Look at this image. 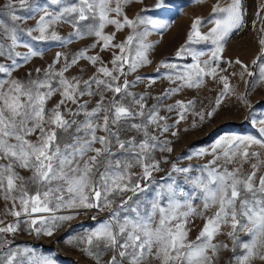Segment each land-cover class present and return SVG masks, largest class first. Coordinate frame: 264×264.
<instances>
[{"label":"snow or ice","instance_id":"snow-or-ice-1","mask_svg":"<svg viewBox=\"0 0 264 264\" xmlns=\"http://www.w3.org/2000/svg\"><path fill=\"white\" fill-rule=\"evenodd\" d=\"M143 2L0 5L8 17L0 19V264H56L31 247H11L15 236L27 231L50 238L93 212L96 225L66 240L91 264H264V118L257 135H222L208 147L172 155L189 115L195 129L213 119L226 98L252 107L249 97L264 87V17L256 13L254 72L240 58L224 57L229 38L246 27L243 0H216L208 18L192 20L174 54L191 62L156 65L169 86L154 96L158 78H145L142 70L154 63L159 41L151 37L168 25L145 15L144 7L128 14ZM28 20L34 25L24 27ZM64 25L71 29L66 35ZM23 36L67 50L16 75L45 57ZM201 44L211 48L195 47ZM233 79L243 82V92ZM209 80L220 85L209 106L197 109L196 98L167 102ZM141 84L144 91H134Z\"/></svg>","mask_w":264,"mask_h":264},{"label":"rangeland","instance_id":"rangeland-1","mask_svg":"<svg viewBox=\"0 0 264 264\" xmlns=\"http://www.w3.org/2000/svg\"><path fill=\"white\" fill-rule=\"evenodd\" d=\"M157 2L158 0H144L142 5L135 4L128 12L131 16L141 7H144L146 9L144 12L145 15L158 19L168 25L166 29L154 33L151 37L153 40L159 41L152 55L154 63L152 66L142 70L145 78H158L157 84L151 89L154 96L169 86L168 81L162 78L163 70L159 73L155 71L156 65L161 59H167L179 64L191 62L190 59L177 58L174 54L177 48L185 41L192 20L198 16L208 18L211 7L216 3V0H164V4L160 8L155 6ZM220 2L223 4L226 0H220ZM3 3L4 0H0V5ZM261 5H264V0H243V7L246 9V27L237 31L229 38L224 53L225 59L234 60L235 58H240L244 63L248 64L250 69L254 72H258V69L251 65V61L255 59L260 52L258 39L260 36L259 28L261 26L260 18L257 17L256 13L259 12L260 17H264V10H261ZM18 14L26 15V13L22 11L18 12ZM0 19L8 21L6 15H0ZM34 23V20H28L24 27L34 25ZM253 25H255V27H253ZM70 30V27L67 25L61 26L60 28L61 33L64 35ZM108 30L110 31L111 28ZM202 31L206 32L207 27L203 28ZM120 38H122V35L118 36V39ZM22 40L32 43L37 48L44 49L45 57L43 60L39 58L35 59L32 64L27 65L25 69H22L20 72L16 73V75H22L24 71L34 66H42L45 64V61L50 62L56 51L67 50L57 43L31 41L27 36H23ZM88 43L89 41L85 40L76 42L70 47L72 49H77ZM195 47L207 52L211 48V45L201 44ZM20 50L23 51V49ZM221 66L226 67L224 64H221ZM229 70L231 71L232 69ZM88 72H91L90 68ZM70 74H77V70L73 69ZM86 75L87 74H85V77ZM232 83L237 86L238 91H244L245 85L243 82L233 79ZM219 88V84L209 80L207 87L186 89L183 93L171 98L167 102L173 103L176 99L188 100L196 98V108L201 109L205 106H209V101L214 100ZM134 91L142 92L144 91V86L142 84L138 85ZM55 99H58V97ZM55 99L51 103H54ZM249 99L252 105L251 108H246L235 96L226 98L218 114L210 121H206L203 125H199L195 129L190 127L193 117L189 115L188 120L181 122L179 126L180 136L174 138L175 151L172 154L173 157L177 154L186 155L201 147H208L215 139L222 135H257L259 129L258 120L264 118V87L257 88ZM51 103L49 106H51ZM151 103L152 101H149V104ZM253 118L257 120V123L253 122ZM185 128H188L187 132H184ZM181 163L183 164L185 161H181ZM193 163H197V161H193ZM160 175H163V173ZM4 207L5 202L0 200V212H3ZM90 215H95V212L90 213L89 216ZM105 215L106 214H101V218ZM89 216L81 215L77 217L75 220L71 221L70 224H65L59 228L50 238L44 236L37 237L34 233L29 235L27 231H21L15 236L14 243L11 247H31L38 253L49 255L51 258L55 259L56 264H91L90 259L83 256L78 248L66 243L69 237L75 236L84 229L96 225L97 221L91 220ZM0 218L4 217L0 216ZM12 219V217H7L8 221Z\"/></svg>","mask_w":264,"mask_h":264}]
</instances>
